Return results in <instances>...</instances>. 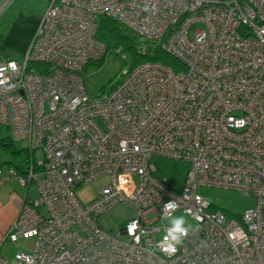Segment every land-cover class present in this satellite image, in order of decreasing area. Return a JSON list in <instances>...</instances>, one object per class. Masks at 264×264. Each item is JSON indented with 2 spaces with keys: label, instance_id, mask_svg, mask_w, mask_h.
Instances as JSON below:
<instances>
[{
  "label": "built area",
  "instance_id": "2783aa9c",
  "mask_svg": "<svg viewBox=\"0 0 264 264\" xmlns=\"http://www.w3.org/2000/svg\"><path fill=\"white\" fill-rule=\"evenodd\" d=\"M14 1H0V17ZM102 16L157 41L182 69L142 62L90 99L83 71L106 51L95 39ZM0 124L26 142L18 180L39 194L1 243L31 250L0 264H264V0H53L24 57L0 60ZM156 156L190 163L180 191L153 177ZM17 173L0 171V184ZM105 176L81 204L76 188ZM199 186L256 206L232 215ZM122 207L133 215L114 236L102 220ZM178 211L194 226L174 243L164 221Z\"/></svg>",
  "mask_w": 264,
  "mask_h": 264
},
{
  "label": "rangeland",
  "instance_id": "374dc122",
  "mask_svg": "<svg viewBox=\"0 0 264 264\" xmlns=\"http://www.w3.org/2000/svg\"><path fill=\"white\" fill-rule=\"evenodd\" d=\"M30 3L33 4V6L39 5L36 0ZM11 5L0 17V60L8 58L9 50L14 45V42L17 41L16 34L18 35V32L14 29V25L16 24L15 21L17 19L15 16L16 11H19V9L11 10ZM33 11L28 9H26L25 12L22 11L23 20L26 21L24 23L25 28H27V22H30L34 16V14H32ZM199 27L200 25L193 24L189 29L190 35H192V33ZM18 30L20 31V34H22L24 28H20ZM122 48L123 45L121 42L117 43L104 53V57L98 65L89 64L85 67L83 71V78L86 93L90 99L97 97L101 93V89L103 87L106 86L105 88H108L111 84L115 83L120 79V77H122L124 71H129L131 69L133 65V55L128 49L122 50ZM135 49L138 53L142 52V46L138 40L136 41ZM4 138L11 141L15 149L21 151V153L14 156L10 151L4 150L0 147V171L2 175L5 173V167L10 163H12L14 167L26 166L25 159L28 157L24 152H22V150L26 147V142L24 140L15 139L12 136L11 131L5 125L0 124V141ZM34 159L36 163L41 162L43 159V151L41 149L35 150ZM149 163L151 166L155 167L153 177L156 180L161 182L167 180L168 184L174 190L180 191L182 189L190 168L189 162L156 156L152 157ZM8 167L12 168L10 166ZM135 181H137V177H135ZM108 183L109 178L107 176L90 182H85L76 188L75 196L81 204L87 205L98 196V190L106 186ZM29 187V196L32 198L36 197V185L31 183ZM196 192L199 196L211 201L217 209L232 215L242 214L245 210L254 209L256 206V200L254 197L245 196L234 190L199 186ZM132 215L133 211L127 207L115 209L110 215L103 218L102 226L108 232H112V234L116 236L117 232L126 224V219ZM151 218H153V215L147 216V220H151ZM177 220H183L184 222L181 226L188 230L194 226L193 220L181 211L174 213L169 219H166L164 221V225L174 227V221ZM157 225L161 226L162 224L158 223ZM157 239L159 240V236ZM121 240H124V238ZM17 245H20V247L17 248V246L5 243L2 246L0 255L12 260L18 251H30L32 241H21Z\"/></svg>",
  "mask_w": 264,
  "mask_h": 264
},
{
  "label": "crops",
  "instance_id": "0c3cea01",
  "mask_svg": "<svg viewBox=\"0 0 264 264\" xmlns=\"http://www.w3.org/2000/svg\"><path fill=\"white\" fill-rule=\"evenodd\" d=\"M33 1L34 0H15L14 3L11 5V10L19 9V11H16L15 16L17 17V19L15 21L16 24L14 25V29L18 32V35L16 34L17 41L14 42V45L9 50L8 58H5L6 60L19 61L24 57L29 41L34 33V30L40 18L42 17L47 7L53 0H36L39 4L38 6H33V4L30 3ZM26 9L32 11L34 10L32 13L34 14V16L30 20V22H27V28H25L24 26V23L26 21L23 20L22 14V11L25 12ZM20 28H24L22 34H20V31L18 30ZM8 165L5 167V169L8 168ZM15 175L16 177L14 176L11 179H6L2 184H0V254L3 246L1 245L3 237L8 232L10 226L17 218L24 200H34L37 199L39 195L38 187L35 184L37 188V196L34 198L29 196L30 187L26 188L25 186H23L18 180L19 174L17 173Z\"/></svg>",
  "mask_w": 264,
  "mask_h": 264
},
{
  "label": "trees",
  "instance_id": "16d2710c",
  "mask_svg": "<svg viewBox=\"0 0 264 264\" xmlns=\"http://www.w3.org/2000/svg\"><path fill=\"white\" fill-rule=\"evenodd\" d=\"M95 39L105 47L106 51L112 48L113 46H115L117 43L121 42V44L123 45L122 50L128 49L133 55V65L131 69L142 62H159L170 67L174 71H179L182 69V66L177 62L176 59H174L173 57L162 51V49L160 48V43H158L157 41L142 39L137 35L135 36L124 25L108 17L102 16L98 19V29L95 35ZM137 40L139 41L141 46L145 48L144 53L143 52L138 53L136 51L135 44ZM103 57L104 55L101 56V58H99L96 61L89 62L86 66H88L89 64L98 65ZM28 68H33L37 72H41V73L43 72V69H45L44 66L41 64H37V65L30 64ZM105 87H103L101 91L105 89ZM0 147L3 148L4 150L10 151L14 156H17L19 153H21V151L15 149L12 142L9 141L7 138L6 139L4 138L0 141ZM22 152H24L28 156L25 159V165H26L27 160L29 159L28 149L24 148ZM10 165L12 164H9L8 166ZM10 167L17 170L19 172L18 174L24 175L23 173L24 170L26 169V166L24 167L10 166ZM29 186L30 184H26V188ZM27 200L28 199H26V201Z\"/></svg>",
  "mask_w": 264,
  "mask_h": 264
},
{
  "label": "clouds",
  "instance_id": "9594fccd",
  "mask_svg": "<svg viewBox=\"0 0 264 264\" xmlns=\"http://www.w3.org/2000/svg\"><path fill=\"white\" fill-rule=\"evenodd\" d=\"M171 206V203L165 206V209H168ZM183 220L174 221V227L168 232V235L165 237L166 240H170L174 243H180L181 238L188 234L187 230L181 226Z\"/></svg>",
  "mask_w": 264,
  "mask_h": 264
}]
</instances>
